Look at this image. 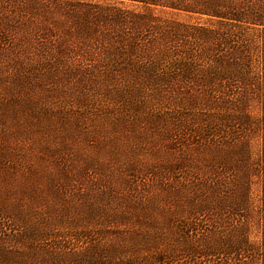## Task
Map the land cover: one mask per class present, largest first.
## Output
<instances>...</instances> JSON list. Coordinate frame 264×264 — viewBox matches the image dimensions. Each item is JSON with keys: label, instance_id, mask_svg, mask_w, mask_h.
Wrapping results in <instances>:
<instances>
[{"label": "rangeland", "instance_id": "374dc122", "mask_svg": "<svg viewBox=\"0 0 264 264\" xmlns=\"http://www.w3.org/2000/svg\"><path fill=\"white\" fill-rule=\"evenodd\" d=\"M29 1L0 0V264H264V98L210 104L185 85L173 99L160 71L112 50L118 35L96 15L209 17L130 0ZM120 34L131 54L135 33ZM206 114L216 136L196 127Z\"/></svg>", "mask_w": 264, "mask_h": 264}, {"label": "trees", "instance_id": "16d2710c", "mask_svg": "<svg viewBox=\"0 0 264 264\" xmlns=\"http://www.w3.org/2000/svg\"><path fill=\"white\" fill-rule=\"evenodd\" d=\"M130 1L209 17L204 25H189L176 20H164L162 25H157L149 14L127 13L124 9H113L107 13L99 8L97 22L107 27V31L115 30L118 35L112 50H117L127 64L134 59L140 61L144 72L149 68L160 71L164 86L169 81L176 89L173 99L178 94L188 93L185 85H196V89L201 90L197 96L211 98L214 104L229 102L230 99L248 103L264 98V36L259 40L257 35L246 33L259 27L264 32V0H192L189 3L178 0L166 5H163L166 0ZM34 6L39 7L37 1L30 0L27 7L33 10ZM129 14L134 18L131 22ZM148 21L152 22V28L148 27ZM128 27L135 33L129 46L131 54L125 53L128 44L125 47L120 34L121 29ZM89 34L97 33L92 31ZM151 36L152 39L148 41ZM143 56H147L148 61H144ZM202 83L208 85L205 91L200 87ZM204 118L196 127L207 135L216 136L219 129L213 125L215 114H206ZM220 119L223 121L225 117ZM210 245L213 246L214 242L210 241ZM243 247L239 245L232 250L238 254ZM215 250L219 249H211V254L218 253ZM189 255L199 261L202 251L197 246L191 249Z\"/></svg>", "mask_w": 264, "mask_h": 264}]
</instances>
